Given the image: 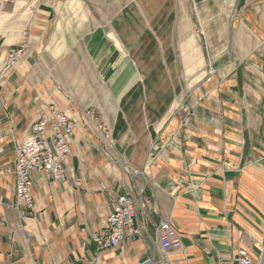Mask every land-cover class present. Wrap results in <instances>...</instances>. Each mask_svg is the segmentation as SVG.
I'll use <instances>...</instances> for the list:
<instances>
[{
	"label": "crops",
	"instance_id": "1",
	"mask_svg": "<svg viewBox=\"0 0 264 264\" xmlns=\"http://www.w3.org/2000/svg\"><path fill=\"white\" fill-rule=\"evenodd\" d=\"M234 1H222L232 34L216 15L200 22L209 69L199 61L180 72L143 66L107 39L105 0H6L0 169L13 167L15 146L34 121L44 117L50 129L51 107L74 127L66 178L51 182L33 171L25 217L14 173H0V264H215L234 262L239 249L264 264V37H236L246 20L262 24L250 2ZM215 4L205 6L215 14ZM21 44L19 63L4 69L9 48ZM125 192L136 202V232L99 250L92 236ZM162 221L181 240L164 254L155 233Z\"/></svg>",
	"mask_w": 264,
	"mask_h": 264
},
{
	"label": "rangeland",
	"instance_id": "2",
	"mask_svg": "<svg viewBox=\"0 0 264 264\" xmlns=\"http://www.w3.org/2000/svg\"><path fill=\"white\" fill-rule=\"evenodd\" d=\"M222 1L225 2L217 0V6L214 5L216 13L213 14V10L205 6L206 0H105L104 13L108 22L105 26L106 38L118 41L129 52L128 57L136 60L137 56L143 66H172L181 72L182 67L198 66L200 61L201 69L205 71L211 63L204 44L205 26L202 27L200 22L205 25L207 20L216 15L217 23L222 22L224 28L227 26L229 34H232V14L223 8ZM234 2L239 6L250 2L256 8L257 19L262 24L250 25L246 20L245 25L235 29L236 37H264V0ZM113 18L119 21L116 26L109 24ZM186 25L193 30L191 32L195 37H189L191 33L186 30ZM220 26L212 27L220 29ZM131 50L134 53H130ZM177 75L182 81L183 74ZM190 76V73H185L186 82Z\"/></svg>",
	"mask_w": 264,
	"mask_h": 264
},
{
	"label": "built area",
	"instance_id": "3",
	"mask_svg": "<svg viewBox=\"0 0 264 264\" xmlns=\"http://www.w3.org/2000/svg\"><path fill=\"white\" fill-rule=\"evenodd\" d=\"M5 2L6 0H0V11ZM24 48L22 44L9 48L3 62L4 69L14 66L19 61ZM51 111L53 119L50 129L47 130V120L44 117L34 121L24 140L15 146L13 167L0 169V173L10 170L14 173L16 209L21 218L33 210V198L30 193L33 171H42L51 182L66 178L65 162L70 154L69 138L74 122L64 112L54 107H51ZM101 133L111 146L113 140L109 128L101 126ZM136 210L135 199L129 192L117 195L105 226L92 236L97 249L119 247L129 234L136 232L134 223ZM155 233L161 253L181 247L180 236L168 221L160 222ZM215 264L255 263L245 249H239L234 262L218 260Z\"/></svg>",
	"mask_w": 264,
	"mask_h": 264
}]
</instances>
